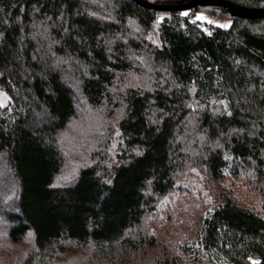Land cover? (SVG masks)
<instances>
[{"label":"trees","instance_id":"1","mask_svg":"<svg viewBox=\"0 0 264 264\" xmlns=\"http://www.w3.org/2000/svg\"><path fill=\"white\" fill-rule=\"evenodd\" d=\"M2 89L0 264H264V19L0 0Z\"/></svg>","mask_w":264,"mask_h":264},{"label":"water","instance_id":"2","mask_svg":"<svg viewBox=\"0 0 264 264\" xmlns=\"http://www.w3.org/2000/svg\"><path fill=\"white\" fill-rule=\"evenodd\" d=\"M135 3L137 6L141 8H145L148 10L171 13V12H186L193 10L195 8L202 7H220L227 9L229 11V15L231 17H254L256 19H264V10L258 12H248L243 10L242 8L235 6L229 2L221 1V0H195L188 4L180 5V6H159L155 4H151L145 0H130ZM254 14V15H253Z\"/></svg>","mask_w":264,"mask_h":264},{"label":"rangeland","instance_id":"3","mask_svg":"<svg viewBox=\"0 0 264 264\" xmlns=\"http://www.w3.org/2000/svg\"><path fill=\"white\" fill-rule=\"evenodd\" d=\"M198 16H203V17L206 18V19H203V20H200V19L196 18L198 20V22H200L203 25H214V26H219V27H222L221 25H225V24L228 25L227 27H222V28H228L231 25V20L221 19V18H218V17L210 15V14L199 13ZM209 21H213V23H209ZM0 98H3V102L1 103V105L2 106L6 105L7 101H5L4 94H0ZM253 261H257V259L254 257Z\"/></svg>","mask_w":264,"mask_h":264},{"label":"snow or ice","instance_id":"4","mask_svg":"<svg viewBox=\"0 0 264 264\" xmlns=\"http://www.w3.org/2000/svg\"><path fill=\"white\" fill-rule=\"evenodd\" d=\"M197 19L203 20V19H206V18L203 17V16H198ZM209 23H213V21H209ZM221 26H222V27H227L228 25L225 24V25H221ZM2 102H3V98H0V103H2ZM74 172H75V169H73V173H74ZM69 178H70L69 176H63V177H61L60 179L67 180V179H69ZM253 264H259V262H258V261H254Z\"/></svg>","mask_w":264,"mask_h":264},{"label":"built area","instance_id":"5","mask_svg":"<svg viewBox=\"0 0 264 264\" xmlns=\"http://www.w3.org/2000/svg\"><path fill=\"white\" fill-rule=\"evenodd\" d=\"M3 92H4V90L2 89V90H0V94H3Z\"/></svg>","mask_w":264,"mask_h":264}]
</instances>
